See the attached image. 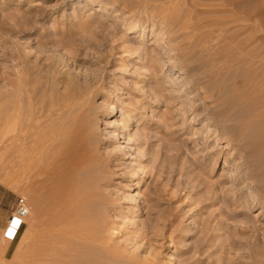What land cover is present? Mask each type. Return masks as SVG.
<instances>
[{
	"label": "rangeland",
	"instance_id": "1",
	"mask_svg": "<svg viewBox=\"0 0 264 264\" xmlns=\"http://www.w3.org/2000/svg\"><path fill=\"white\" fill-rule=\"evenodd\" d=\"M198 2L197 18L211 24L210 44L229 51L231 77L260 74L240 90L263 95L264 20L232 11L223 26L224 16L215 13L223 0ZM144 3L0 0V109L11 84L25 78L22 108L32 115L15 121L16 132L51 129L64 157L93 163L104 241L115 256L108 264H264V182L255 179L264 153L245 149L214 102L215 83L188 72L191 63L181 62ZM26 70L39 72L32 79ZM0 125L1 137L12 134ZM1 137L0 264H51L40 258L49 214L41 205L45 185H25L22 160L9 161ZM19 198L28 216L9 240Z\"/></svg>",
	"mask_w": 264,
	"mask_h": 264
},
{
	"label": "bare ground",
	"instance_id": "2",
	"mask_svg": "<svg viewBox=\"0 0 264 264\" xmlns=\"http://www.w3.org/2000/svg\"><path fill=\"white\" fill-rule=\"evenodd\" d=\"M180 1L182 0H149V3H144L143 6L145 9L150 10L154 20L158 18L161 24L165 26V29L169 32L170 40L172 39L174 50L177 51L176 55L180 58L181 62H183L182 57H185V61L187 60L191 63L188 72L197 76L199 81H205L203 84H207L208 81H213L215 83V88L217 90L215 97H217H214V102L220 105L224 120L229 123V128L236 131L238 139L240 142H243L242 144L245 146V149L247 148L246 150H248V152L258 155L259 153H264V92L263 95L261 94L260 98L257 97L259 92L256 94L254 93V87V92L252 91L250 93H247V89L245 90L246 92L240 90L243 83H248V80L253 79V77L255 80L260 74L253 75V77H251L252 74L248 75L247 77L250 79L245 77V79H243L245 82L239 75H233L232 78L231 74L234 71L232 70L230 73L229 69L232 61L229 59V56H226L229 51L227 50V54H225L223 48L216 47V44H210L215 39L212 38V31L206 30L210 23L199 21L197 18V16H199L198 13L202 12V10L199 9L200 7L197 8V5H202L199 4L198 0L192 1L194 2L193 4L190 2L191 0H185L183 5H180ZM223 2L222 10H216L220 13L214 11L216 15L218 13L220 17L224 16V23L220 22L223 26L224 24L229 25L232 11L233 14L234 11H236L242 16L244 15V17H248V19L254 14H258L257 19L260 17L262 18L261 15L263 14L260 13H262L263 0H223ZM221 13L224 15H221ZM254 17L256 18V16ZM194 18L198 20L191 26H188L190 19L192 20ZM261 18L259 21L260 23L262 22L261 20H264ZM250 21H252V19ZM187 22L188 24H186ZM228 29L225 30L226 32H223L228 33ZM215 32L218 31H214V33ZM199 38L200 40H198ZM224 39L227 40L226 38ZM21 60H23V66L29 64L24 62L25 59ZM18 65L22 66L21 64ZM27 66L28 65H26V67ZM22 69L25 71L23 67L19 69V75L21 76L25 73H22ZM27 71L29 70H26V72ZM35 71L39 72L37 70ZM29 72H27L28 75ZM31 75H29V77H31ZM22 78L19 77L17 83H12V89L7 91L4 95L8 103H5V108L0 109V113L2 112L6 115L5 119H0V124H6L8 126L7 128L9 130L11 129L9 132L12 134L10 136L7 134L5 137H0L6 140L9 146V149L5 152L8 159L18 158L19 160L20 158L22 160L23 164L21 170L26 182L25 185L30 186L31 182H33L32 180H34V187L35 184L45 185V188L40 189L41 192L38 191L39 189L36 190V193H42V190H44V196L42 197L45 198L42 199L44 201H42L41 205L45 203L44 205H46V209L49 212L48 216L44 218L45 221H47L44 222L47 223L48 228L45 238H43L45 241L42 243L40 258L41 260L46 258L51 264H108V259L115 258V256L110 254L108 244L104 241V219L102 218L101 209L98 207V203H102V197L99 198L100 195L96 189L97 178L91 173L92 168H90V166L93 165V163L88 160L81 161L70 155H68L70 157H64L65 154L62 150V145L55 144L54 141H52L54 136L52 134L53 130L51 129L48 132L46 131L47 133H42L37 129L30 132L31 129L28 132L27 130L29 129L23 127L19 128L16 132V129H14L15 121L17 119L27 118L31 114V111L29 114L22 108L26 102L25 91H27L30 86L29 82L27 81L26 83L28 84H26L24 81L25 78ZM222 78L225 79L226 82H222L220 80ZM230 80L232 83L227 84ZM8 82L11 83L10 79ZM10 83L8 84L10 85ZM249 83H251V80ZM232 88L234 89L233 92ZM242 88V90L245 89L244 87ZM249 88L251 91L252 87ZM248 152L246 153L248 154ZM88 154L87 159H90L92 153ZM80 156L81 155H79V157ZM89 156L90 158H88ZM83 157L84 156L80 158L82 159ZM94 158L96 161V157ZM262 163L263 165L260 164L262 166L261 169H258L261 173L257 177L255 175V179L258 180V183L264 182V162ZM97 174L99 173H96V175ZM12 219L11 217L10 223ZM40 243L39 245H41ZM39 249L40 248H38V251ZM37 259L39 260L38 257Z\"/></svg>",
	"mask_w": 264,
	"mask_h": 264
},
{
	"label": "built area",
	"instance_id": "3",
	"mask_svg": "<svg viewBox=\"0 0 264 264\" xmlns=\"http://www.w3.org/2000/svg\"><path fill=\"white\" fill-rule=\"evenodd\" d=\"M27 216H28V206L26 200L24 198H19L17 201L15 211L11 216L13 218L12 222L10 223L11 231L8 230L6 233V237L9 240H14L16 238ZM9 236L11 238H9Z\"/></svg>",
	"mask_w": 264,
	"mask_h": 264
}]
</instances>
